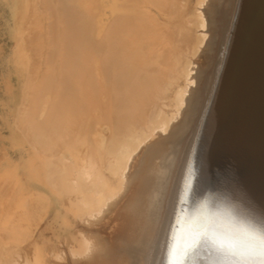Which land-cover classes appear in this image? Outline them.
<instances>
[{
    "label": "bare ground",
    "instance_id": "6f19581e",
    "mask_svg": "<svg viewBox=\"0 0 264 264\" xmlns=\"http://www.w3.org/2000/svg\"><path fill=\"white\" fill-rule=\"evenodd\" d=\"M13 7L0 264H162L169 233L198 245L182 264H253L204 237L264 233V0Z\"/></svg>",
    "mask_w": 264,
    "mask_h": 264
},
{
    "label": "rangeland",
    "instance_id": "374dc122",
    "mask_svg": "<svg viewBox=\"0 0 264 264\" xmlns=\"http://www.w3.org/2000/svg\"><path fill=\"white\" fill-rule=\"evenodd\" d=\"M13 6L14 0H0V145L8 147L9 129L17 115L22 89L18 68L11 62L14 57L11 50L17 38L14 31L19 24L17 10H13Z\"/></svg>",
    "mask_w": 264,
    "mask_h": 264
},
{
    "label": "snow or ice",
    "instance_id": "6c2138e0",
    "mask_svg": "<svg viewBox=\"0 0 264 264\" xmlns=\"http://www.w3.org/2000/svg\"><path fill=\"white\" fill-rule=\"evenodd\" d=\"M196 193L194 191V185L191 180L187 181L182 189L180 200H189ZM210 194L204 193L203 197L198 198V202L201 204L207 203V197ZM169 242L166 243L162 254V264H182L185 257L190 251L196 248L197 243H193L191 246L180 247L177 240L171 233H169ZM204 240L214 241V248L222 252L223 258L235 261H252L253 264H264V233L259 229L253 228L251 232V246L247 253L241 254L236 252L221 236L214 235L212 233H206ZM203 241L201 242L202 245Z\"/></svg>",
    "mask_w": 264,
    "mask_h": 264
},
{
    "label": "clouds",
    "instance_id": "9594fccd",
    "mask_svg": "<svg viewBox=\"0 0 264 264\" xmlns=\"http://www.w3.org/2000/svg\"><path fill=\"white\" fill-rule=\"evenodd\" d=\"M188 203L191 204V200H189ZM207 243L214 247V241L213 240H209Z\"/></svg>",
    "mask_w": 264,
    "mask_h": 264
}]
</instances>
